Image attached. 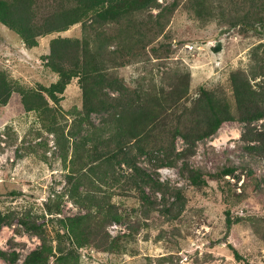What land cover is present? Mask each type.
<instances>
[{"label":"trees","instance_id":"trees-1","mask_svg":"<svg viewBox=\"0 0 264 264\" xmlns=\"http://www.w3.org/2000/svg\"><path fill=\"white\" fill-rule=\"evenodd\" d=\"M188 2L200 20L264 30V0ZM177 5L176 0L165 6L158 0H0V22L15 31L27 47L38 45L40 36L76 23H81L83 30L79 37L58 34L51 38L47 64L58 79L48 86H25L0 68V108L18 91L26 111L36 112L40 129L53 134L67 168L69 198L82 209L61 216L60 193L49 195L40 214L0 206V230L18 222L41 239L22 260L17 251L5 249H0V258L13 264H51L53 260L54 264H81V249L86 246L129 251L141 223H129L131 212L121 208L115 195L138 190L145 216L154 209L158 192L163 201L160 210L165 214L175 217L185 206L182 189L160 180L139 158L161 151L163 164L175 165L193 155L198 141L215 134L226 120L245 122L242 139L248 142L246 149L264 158V129L253 124L264 118V43L253 47L249 70L237 67L231 71L233 100L220 90L204 87L196 97L189 96V69L171 71L167 84L159 85L153 79L135 89L119 74V67L148 53V46L164 32ZM156 7L159 10L153 13ZM215 49L219 51L221 43ZM75 77L82 89L83 106L71 112L69 122L60 101ZM102 112L108 114L96 123L92 114ZM167 135L169 140L164 143ZM179 136L185 143L182 149L176 147ZM234 171L225 168L222 175ZM189 172L197 184L206 180L199 169L190 168ZM258 187L264 192V177ZM226 212L229 228L243 219L233 217L230 209ZM250 220L264 224V215ZM48 221L54 224L53 234L48 231ZM122 223H128V230L116 235L109 231L110 224ZM233 251L238 259L243 258L234 246ZM170 261V256L163 255L157 264Z\"/></svg>","mask_w":264,"mask_h":264},{"label":"rangeland","instance_id":"rangeland-1","mask_svg":"<svg viewBox=\"0 0 264 264\" xmlns=\"http://www.w3.org/2000/svg\"><path fill=\"white\" fill-rule=\"evenodd\" d=\"M158 1L165 6L175 0ZM176 1L178 5L168 16L164 32L148 46V53L119 67V74L135 89L153 79L159 85L167 84L171 71L189 69V96L196 97L204 87L220 90L233 100L230 73L237 67L250 69L253 47L264 43V30H245L220 20H200L188 0ZM158 10L152 9L153 13ZM82 32V24L76 23L66 30L40 36L38 45L27 47L15 31L0 22V68L25 86H48L58 79L47 64L51 38L58 34L79 37ZM218 43L219 51L215 49ZM187 44L195 46L190 48ZM62 97L60 103L70 122L71 112L83 106L77 77L67 85ZM107 114L93 113L92 118L100 123ZM253 124L264 129V118ZM40 126L36 112L26 111L18 91L0 108V206L4 210L31 209L40 214L49 195L60 193V215L78 214L82 209L67 193V168L54 136ZM245 127L246 123L239 120L224 121L215 134L198 141L193 155L172 166L163 164L166 162L161 151L141 156L140 164L158 173L156 176L170 186L182 189V212L173 217L160 210L163 201L159 192L148 216L141 211L138 190L115 195L121 208L131 212L129 223H141L130 250L119 253L86 246L81 249V264H157L163 255L170 256L171 264H264V224L250 220L251 216L264 215V192L258 187L264 177V158L246 149L248 142L242 139ZM167 140L168 135L164 143ZM184 146V139L177 137L176 147ZM229 167L235 168L234 173L223 176V169ZM190 168L199 169L206 180L201 184L193 182ZM228 209L233 217H243L231 228L227 225ZM47 225L53 234L54 224L48 221ZM108 229L116 235L128 230V223L110 224ZM40 243L38 234L18 222L0 230V249L17 251L20 260ZM233 246L242 259L235 256ZM0 264L13 263L0 258Z\"/></svg>","mask_w":264,"mask_h":264},{"label":"built area","instance_id":"built-area-1","mask_svg":"<svg viewBox=\"0 0 264 264\" xmlns=\"http://www.w3.org/2000/svg\"><path fill=\"white\" fill-rule=\"evenodd\" d=\"M187 46L190 48H194L195 45L194 44H187Z\"/></svg>","mask_w":264,"mask_h":264}]
</instances>
